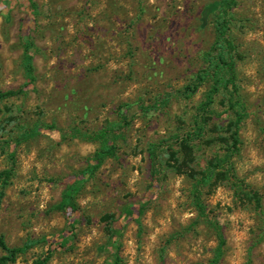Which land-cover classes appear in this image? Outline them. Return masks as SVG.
<instances>
[{
	"label": "rangeland",
	"instance_id": "obj_1",
	"mask_svg": "<svg viewBox=\"0 0 264 264\" xmlns=\"http://www.w3.org/2000/svg\"><path fill=\"white\" fill-rule=\"evenodd\" d=\"M219 1L0 0V91H24L0 102V175L14 169L0 235L9 246L39 240L8 264L47 252L50 264H206L217 239L191 189L193 175L218 160L233 175L202 188V199L223 228L220 264H264V0L232 8L246 112L236 154L226 144V95L215 97L199 136L194 118L209 83L181 94L205 66ZM29 41L35 81L27 84ZM109 124L116 155L84 179L100 141L74 134ZM150 144L159 145L156 165ZM74 182L82 184L76 211L61 201Z\"/></svg>",
	"mask_w": 264,
	"mask_h": 264
},
{
	"label": "trees",
	"instance_id": "obj_2",
	"mask_svg": "<svg viewBox=\"0 0 264 264\" xmlns=\"http://www.w3.org/2000/svg\"><path fill=\"white\" fill-rule=\"evenodd\" d=\"M236 4V0H220L216 11L213 13V41L210 48L204 53L205 66L200 69L193 77V79L181 89V94L186 98L193 95L197 89L204 83H209V88L204 94L203 99L198 105L197 116L194 118L196 130L199 136L200 132L204 129L208 120L212 118L214 114L213 104L215 97L219 92H223L226 95L227 108L231 110V118L228 121L226 132L227 140L226 144L230 150V155L236 154L238 151L239 140V128L243 122L246 112L243 101L239 97L237 85L235 84V63H236V48L233 37L230 33V24L233 17L232 8ZM32 46V42H28L25 51L22 56L23 60V74L27 80V84L34 83L35 72L33 65V58L28 49ZM236 54V55H235ZM24 92L22 88L18 90H5L0 91V102L11 96L18 95ZM37 125L33 127L24 128L20 132L17 139L18 142L27 139L37 132ZM115 128L113 124H109L101 131L95 134H86L76 132L74 136L82 138H93L100 141V146L92 155L91 160L93 163H88L82 170V176L84 179L93 176L94 172L100 167L103 161L108 157H114L116 155V147L114 144L115 135H113ZM106 139L110 140V143H106ZM159 145L150 144L148 147V154L153 165L157 164L159 151ZM225 160H218L217 163H210L198 174L193 175V184L191 189V202L194 206L197 215L201 217L214 231L217 245L213 250L212 257L206 264H220V261L225 251V236L222 225L213 216H209L207 213V207L202 199V188L211 186L221 178H229L233 175L231 169L219 171ZM172 168L178 172L182 169L179 165L171 164ZM14 169L9 167L7 170L1 172L0 175V198L4 195V189L9 183V179L12 176ZM82 184L74 182L68 185L62 192L61 201L65 205L69 206L72 211L78 209V203L76 201L77 194L81 189ZM39 242L37 239H26L20 246H9L2 235H0V264H8L14 262L17 257L24 254L31 247ZM34 264H50V253H45L37 258ZM203 264V263H200Z\"/></svg>",
	"mask_w": 264,
	"mask_h": 264
}]
</instances>
